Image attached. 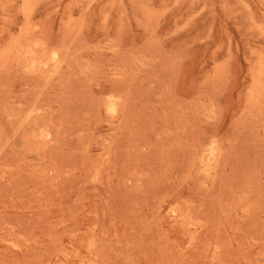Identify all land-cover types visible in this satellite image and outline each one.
<instances>
[{
    "label": "rangeland",
    "instance_id": "rangeland-1",
    "mask_svg": "<svg viewBox=\"0 0 264 264\" xmlns=\"http://www.w3.org/2000/svg\"><path fill=\"white\" fill-rule=\"evenodd\" d=\"M0 264H264V0H0Z\"/></svg>",
    "mask_w": 264,
    "mask_h": 264
}]
</instances>
